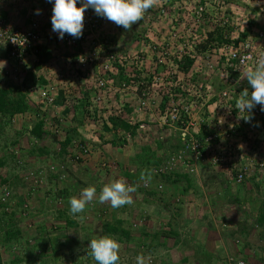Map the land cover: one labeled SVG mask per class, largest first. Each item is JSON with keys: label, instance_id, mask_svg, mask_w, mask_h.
<instances>
[{"label": "crops", "instance_id": "crops-1", "mask_svg": "<svg viewBox=\"0 0 264 264\" xmlns=\"http://www.w3.org/2000/svg\"><path fill=\"white\" fill-rule=\"evenodd\" d=\"M166 1L167 0H154L152 8L160 9L162 4ZM180 1L183 3L189 1V3L194 2L196 4H203L206 0H168V3L170 2L169 4H171V2H175V4H177ZM226 2L227 4L230 3L228 0H226ZM261 2L264 3V0H231V6H233V8L236 7L237 10H233L235 14L240 16L241 19L246 20L247 18L249 22H251L249 23L252 25L251 29L256 31L257 29L264 28L262 18L258 21V18L264 11L260 8ZM37 10H39V12H51V10H53V5L49 3L48 0H0V18L5 19L11 26H28ZM139 23L140 21H138V24ZM112 26L113 24H110L106 31L114 33ZM51 31L52 27L48 28V31L44 33L40 62L34 64L32 60L30 61L27 59L26 63L22 66L23 76L21 78L17 77V82H13L15 85L20 86L22 91H24L25 88L29 90L27 96L25 95L28 104L36 102L37 95L34 93L35 89L45 85L47 82L46 73H42L44 63L53 57L56 49L60 48L57 46L60 45V42L57 45L54 44L53 40H55V36L54 32ZM243 32L245 31L241 29L239 34L241 35ZM0 61L3 62L4 65L9 63L7 62L9 60L6 47L3 45L0 46ZM153 62V60H147L146 64L148 67H151L150 64ZM8 67L14 68L16 65L12 64L11 66L8 65ZM163 68L164 67H160L159 69L161 75L165 76L164 72L166 71ZM117 70L119 71L120 69ZM119 74L120 78H123V80L126 78L125 75L122 76L121 70L119 71ZM112 75L114 76L116 74L114 73ZM234 78L235 79H232L231 81L233 83H238L239 75H235ZM25 82H29V84L25 85ZM77 82L79 84L75 83V86L81 92L83 98H85L84 101L88 102L87 104L83 100L80 102L77 110V114H79V111L82 108H85V111L87 110L89 106V98L93 96L95 91V85L93 80H86L82 76L78 77ZM246 85L247 84L240 87L241 92L247 91ZM2 86L7 85L3 83ZM249 92H251V90ZM108 100L111 101L112 96H109ZM117 100L124 108H128V114H125L120 118L124 120L129 119V113H131L135 104L133 100H136V93L131 91L127 96L119 95V98H114L113 102L118 104ZM215 106V104H212L211 108L213 109ZM65 113L69 115V111ZM131 114L132 116H135L133 111ZM25 115L26 112L20 113L17 116L23 118ZM154 116L155 113L148 112L145 115H139L136 117L135 121L154 123ZM78 118L80 122L77 124V131L82 135L80 138L90 137L91 140L93 136L99 138L101 142L96 143L99 151H95L91 157L85 158L81 162L74 160L72 147L67 148V151L64 150L65 152L63 155H67L68 153L70 156V153H72L71 160L76 162V164H72L74 167L79 165L83 166L81 163L94 167L100 166L103 162L111 163L113 167L116 166L114 170L110 172L108 171V175L110 174L111 176L116 174L117 168L121 166L124 170V179H126V183L133 186L132 184L135 183L132 182V178L136 176H131V172L140 167L133 164L136 161L135 157L138 155V151L136 150L137 145L135 142L131 141L132 139L127 141L123 136L116 133L117 130L121 132H128V130L126 131L124 128H121L122 126L118 127L116 130H113L112 136H108V139L103 140L98 132H88L90 127H92V122L97 124V119L95 120L93 118L88 121L87 117L83 118V116H78ZM242 120L243 122L241 123ZM233 122L239 132V137L236 141L238 144L236 148L238 149V153H245L247 155L245 156L246 158H256V162H264V116L261 119L250 121H245L237 116L233 117ZM25 123V121L19 122V125L16 127L17 130L14 133V135L18 137V143L13 148V153L17 154V160L14 164L15 168L7 166H5L6 168L0 167V173H2V176L12 170L7 173V178H9L8 181H1L0 179V195L5 189L11 192L13 201L12 211H14V215L11 216L10 219L14 218V231H18L17 234L19 236H21V234L24 235L25 233L28 238H32V242L29 240L30 242H25V244L27 247L35 249L36 242H39L38 239L40 236L44 237L46 232L51 231V227L46 228V226H49L51 221L56 220L57 218L55 219V217H64L63 221L62 219H59L56 223L61 224L62 222L61 226L64 225L66 229L70 228L69 226L76 225L78 220L75 216H78L79 214L72 215L70 213L69 199L74 195H76L75 197L79 196L81 189H83L81 186L87 188L95 187L96 185L99 187L102 185L101 182L105 184L106 179L98 178L95 179V185L93 183L86 185L85 183L92 179L89 176L84 178L83 175L85 174V171L84 173L80 171V173L77 174V177L75 176L73 180L69 179L68 181V178L66 179V177L69 176L68 169L70 168V164L68 163L71 162H65V160L69 161L68 156L62 161L61 158L63 157L57 156L59 154H55L57 151L54 146L56 136L49 134L48 130L45 129V125L44 131L47 132L41 138L34 136L32 133L33 128L35 127L34 125L30 124L31 126L29 125V130L24 132L23 129ZM3 131L4 130H2V132ZM81 132L83 134H81ZM136 133L140 132L136 131ZM114 134L118 135V138ZM251 135H257V153L250 151L249 140ZM22 137H24V139ZM66 138L67 137H65V141ZM51 144L55 148L54 152L50 148ZM126 144L132 145L126 146ZM58 151L63 152L60 148H58ZM4 159L3 161L6 160ZM245 163V160L242 162L237 161L236 168L227 165L214 166L202 160L191 162V165L189 166L179 165L178 167L183 171L174 170L177 174L168 178L172 183L168 184L169 186L163 184V189L159 188V186L162 185L164 178H166L167 175H154V177H152L153 168L151 169L150 166V168H144V166H141L143 167V169H140L141 174L144 170L147 173L149 171V175L147 174V176H144V179L140 178L141 182H139L143 192L140 197L144 201L141 200L142 202L139 208L135 206L136 204L132 203L136 210L134 213H131V216L134 215L135 218H140L139 222L141 223L138 225V229L140 228L143 236L147 238L140 242L138 247L140 250L139 256L143 257L144 260H147V263L144 262V264H227V259L229 257L235 258V264H237V261H244V264H260L261 261L257 257V252L264 249V240L261 238V244L256 240L257 232L252 233V239L250 238L252 234L242 235L241 232L245 231L242 222L244 220L243 217L250 216V210L246 211L245 208H242V203H245L246 199L250 198V194L253 193L255 187L257 189V186H260L262 189L261 195H258L257 192L254 194L256 196L255 200L257 201L253 206L257 208L255 213H257L258 216L261 213L260 211L264 210V167L255 165L251 174L246 177L244 183L238 184L235 182L234 174L239 171ZM9 164L10 162L8 161V165ZM11 167L13 166L11 165ZM24 167L29 171L27 172L26 169H21ZM53 167L56 168L53 169ZM191 169H193V171H191ZM78 170L80 169L78 168ZM29 172H33L30 173L33 174V176L29 177ZM57 175L58 177H56ZM142 176L143 175H141V177ZM80 179H83L82 181L84 182ZM130 181L132 183H130ZM63 187L66 189L69 188L71 191L69 193V198H66V201L61 197L56 198L55 196L54 198L50 193L51 190H53L58 195L62 192ZM245 190L248 193H246ZM152 192L156 193L155 196ZM168 193L169 195L167 196ZM97 196L96 192V197L93 199V202L95 203L94 205L97 204L96 200H98L99 197ZM144 197H146V199H143ZM239 197H241L242 201H238ZM176 198L177 200L180 199L183 201L182 206H180L181 203L176 204L177 206H175V204L172 207L170 206L172 211L170 213L169 205ZM67 201L68 204H66ZM93 202H91V205ZM230 204H232L235 209L233 213H230L225 209V207L229 209L231 207ZM1 206V213L8 216L4 212L2 208L3 206ZM95 212L96 213L93 214L92 219L94 222V218L100 214L98 211ZM66 214L68 217H66ZM221 214H223V216ZM162 217H168L170 220H167L166 218L167 222H164ZM112 222L113 220L111 218H107L102 224L108 226V224ZM89 223L90 220H87L86 224ZM227 223H234L235 227L233 229L229 228L228 225H226ZM257 227L264 231V225L258 224ZM76 230H78V226L76 227ZM230 233H232L231 236ZM9 236L7 235V237ZM132 239L133 238L130 237L129 239L128 237L127 240ZM132 241L125 243L126 249L134 250V246L137 248V244ZM250 241L257 245L253 244L251 246L249 244ZM13 243L14 242L11 240L9 244L13 245ZM6 249L8 250V248L3 247V250L6 251ZM3 250H1L0 247L1 264L4 263ZM135 252L130 251V262H132V259L134 258L132 253Z\"/></svg>", "mask_w": 264, "mask_h": 264}, {"label": "built area", "instance_id": "built-area-1", "mask_svg": "<svg viewBox=\"0 0 264 264\" xmlns=\"http://www.w3.org/2000/svg\"><path fill=\"white\" fill-rule=\"evenodd\" d=\"M167 12L168 9L162 10L163 14ZM190 16L195 24L198 23L203 26L209 24L211 31L243 24V28L245 26L248 32V37L244 41L222 43L220 48L214 50L215 53H219L218 59L215 60L214 54H207L205 61H203L206 65L199 62V58L195 55L197 51L194 46V50H192L195 52L194 55L190 54V48L187 47L185 52L194 62L191 68L185 71L176 62L177 59H181V54L174 58L171 48H162L158 52L154 51L153 56H150L149 53L143 54V52L128 53L124 56L117 55L116 47L112 42L114 33L106 31L113 22L98 16L91 8L84 13V28L81 38L75 39L65 34L63 39H59L58 34L54 32L55 40L53 42L55 45L60 42V45H57L60 48L56 49L53 57L43 65L42 73L47 75L46 84L37 87L34 91L38 98V100L36 98L35 104L43 111L51 112L49 117H42L40 120L43 121L45 129L57 135L63 133V125L69 121L70 115L73 116L76 112L74 107L80 105V102L85 99L75 86V83H78V77L82 76L86 80H93L95 85L94 94L89 98V106L86 110L88 121L95 117H93V112L98 110L96 109L98 105H107L110 102L108 99L109 96H112L111 94H114V90H120L125 93L123 95L127 96L132 90L138 95V89H142L138 102L132 109L135 114L131 118L133 124L138 123L135 121L136 117L144 115L146 109H151L152 98L157 99L155 94L160 96L157 100V106L160 105L161 100H167L165 109H156V117L153 122L158 121L163 123L162 126L170 127L169 129L174 131L171 134L176 135L177 138L181 139V142L178 148L172 149L173 152L175 151L174 156L171 157L170 155L167 157V163L163 161L158 166L160 175L173 170L171 168L176 164L189 166L191 162L197 160L235 168L237 161L245 160L244 166L237 171L236 175L234 174L235 182L242 183L251 174L255 165L264 167V162H256V158H246L245 153H238V149H236L238 146L236 141L239 135L232 121L233 117L239 116V113L234 115L233 110L236 109V103L241 92L230 86L228 73V71H230V75L232 72L238 73L239 79L242 80L246 72L256 65L258 59L264 57V28L256 31L251 30L247 21L231 16L226 0H206L203 4L199 3L194 7ZM51 17L52 10L51 12L35 13L30 24L23 27L11 26L5 19L0 18V46L6 47L9 59L16 65L11 72H7L11 78L18 79L17 77L23 76L22 66L27 59L32 60L34 64L40 62L44 33L52 27ZM262 24L264 25V11ZM223 30L224 37L227 39L226 29ZM177 34L174 33V36L177 37ZM183 36L180 35L179 37L182 39ZM236 39L240 38L237 37ZM205 40L206 38L203 41L202 38H198L195 42L204 43ZM183 45L185 47L186 44ZM147 60H153V63H157L159 66L157 68L148 67ZM215 61H219L223 67L227 68L226 72H221V80L225 88L220 91H216L217 86L212 81L200 80L202 73L214 71V66L219 64ZM117 64L127 72L125 75L129 79V84L127 81L116 84L112 74L116 72ZM160 66L164 67L163 69L166 71L163 77L160 73ZM155 68L156 70H154ZM134 69L145 70L149 76L153 77L150 87H147L148 84H145L143 80H138L139 77ZM180 75H183L185 79L183 80ZM215 97L218 98V109L227 112L228 116L222 113L219 118H215L214 114L211 115L210 102ZM67 110L69 115L65 113ZM240 114L244 115L245 113ZM251 114L255 118H261L263 111L257 105ZM96 121H98L97 124L90 122L98 132L100 131L98 125L102 124V120L99 122L97 119ZM139 123L137 132L144 131L147 124L142 121ZM228 124L229 129L225 130L224 128ZM206 127L212 128L213 133L210 132L205 137H200ZM117 133L127 141L132 139L131 132L117 130ZM227 140L230 142H226ZM257 140V135L250 136L251 152L257 153ZM100 142L96 136H93L92 140L90 137H82V139L74 141V160L81 162L85 158L91 157L95 151H99L96 143ZM159 188L162 186L160 185ZM0 203L7 205V210L13 207L12 195L9 190H3L0 195ZM234 262V257L228 258L229 264ZM237 264H244V261H237Z\"/></svg>", "mask_w": 264, "mask_h": 264}, {"label": "rangeland", "instance_id": "rangeland-1", "mask_svg": "<svg viewBox=\"0 0 264 264\" xmlns=\"http://www.w3.org/2000/svg\"><path fill=\"white\" fill-rule=\"evenodd\" d=\"M229 1H230V3H228V11L230 12V15L233 16L234 18H238V17L240 18V16L236 15L235 12L233 11L234 9L237 10L236 7L233 8V6H231V0H229ZM187 2L189 3V1H187ZM157 13L158 12H156V13L154 12L152 14L151 12H146L143 20H141L139 24H138V22L133 24L131 30H125V29L117 26L116 24L112 23L113 24L112 29L114 30V33H115L113 35L114 37L112 39V42L116 47L115 52L117 55L124 56L125 54H128V53H141V52L147 54L149 52L150 56H153L152 54H155L154 51H156V52H158L159 50L161 51L162 48H165V49L171 48L172 52H176V51L181 52V49L185 50V49H187V47H188V49L190 48L189 49L191 51L190 54L194 55L195 52L192 50H194L193 46L197 43L195 41H197L198 38H202V41L206 38V40L204 41V46L201 49L196 50L197 51V54H195L196 57L199 58L198 60L200 63H203L205 65H206V63L203 61H205L207 54L208 55L214 54L213 57L215 58V60L218 59L219 53H217V52L215 53L214 50L220 48L222 43L218 39L219 37L217 35V30L211 31L209 24H204L205 26L200 25L198 23L195 24V23H193V20H191L190 18L189 19L186 18L184 20H181L183 23L181 21L178 22L177 21L178 16H176L175 13H174V16H176V17H172L170 15V17H168V18H166L165 15L160 17V15ZM174 18H176L175 21L173 20ZM260 18H262V14L258 18V21ZM176 23H178L177 24L178 27L176 26ZM179 28H180V30L177 32V30ZM240 28L241 27L237 28V26L233 25V26H230L228 28L225 27L223 29H226L225 30L226 33L231 35L234 39H236L237 37H239L238 34L240 32ZM223 31L224 30H222V32ZM193 32H195V34ZM174 33H178L177 34L178 36L175 37ZM191 34L196 35L195 36L196 40L191 39ZM180 35H184L182 39L179 37ZM223 38H225L224 34H223ZM183 44H186L185 47H183L184 46ZM181 58H182V52H181ZM200 58H202V59H200ZM7 62H9V63L4 65V63L0 61V67L3 66L2 68H0V87L2 86L3 83H5L6 85H15L13 82H17L16 78H11L7 74V72H11L13 70L12 67H8V65L11 66L13 63H11L10 60ZM215 62L217 63L219 61H215ZM118 66H119V64H117V66H116V72H115L116 75H114V76L112 75L114 77V79L116 80V84H120L123 82V78H120V74H119L120 70L119 71L117 70V69H119ZM150 66L157 68L159 66V64L152 63V64H150ZM156 68L154 70H156ZM5 71H6V73H5ZM226 71H227V68L223 67L222 64L219 62V64H216L214 66L213 72L209 71L208 73H202L200 80L203 79V80H207L209 82L212 81L213 84H215L217 86L216 91H220L223 88H225V85L222 84L221 72L224 73ZM228 73H229L230 86H233V84L231 83L233 76H231V75L234 74V72H232L231 75H230V71H228ZM137 76L139 77L138 80L145 81V84H149V83L153 82L151 80L153 77L146 75V73H144V72L138 73V71H137ZM180 77L183 78V80L185 79V77H183V75H180ZM245 82H247V79L243 77V80L241 82V84H242L241 87L243 85L247 84L246 85L247 90L248 91L252 90L250 85L248 84V82L247 83H245ZM27 84H29V82H27L25 85H27ZM233 88H235V87H233ZM25 89H24V94L27 96V93L29 92V90H27V89L25 90ZM113 92H114V94H111L112 100L110 102H112L113 105L116 104L117 106L122 108L123 106L120 105V102L118 100H117L118 104L114 103L113 100H114V98L118 99L119 95L123 96V94H125V93L120 91V90H114ZM155 95H156V98L158 100V97H160V96H158L157 94H155ZM157 100L152 98L153 103H152L151 109H146L145 114H147L148 112L156 113L154 111L155 109L159 108L162 110L163 108L167 107V105L164 102L161 103L162 105L157 106ZM133 101L135 104H137L138 97L136 96V100H133ZM29 105H30L31 109L26 112V115L23 118L20 116H17V114H15L12 117L11 116L5 117L3 115H0V161L3 163V165L0 167L4 168L5 166H7L10 168H15L14 164H15V161L17 160V154L13 153V148L18 143V140H17L18 137L14 135V133L17 130L16 127L19 125L18 123L24 122V121L26 122L24 129H23L25 132L26 130L27 131L29 130L31 125L35 126L37 124V122L41 120L42 117H49L50 116L51 112L43 111L35 103L32 102V104H29ZM105 105L106 104L98 105L96 109H98L101 112L102 110H104ZM96 112H97L96 110H95V112H93L94 116H95ZM52 114H53V112H52ZM75 114L76 115H73V116L70 115L71 117L69 118V121L63 125V133L61 135L53 134L49 130H48V133L56 136V138H55L56 140L54 141V143H55L54 146L56 147L57 151L55 152V154H59L57 156H62L63 157V158H61L62 161H64V158H66L68 156L69 161L65 160V162L66 163L71 162V163H68V164H70V168L68 169V175L69 176L66 175L67 176L66 179L68 178V181H69V179L73 180L75 176L77 177L78 176L77 174H79L80 171H82V173H84V171H85V174L83 175L84 178H87L89 176L92 179V180H89L87 183H85L86 185L92 184V183L95 185L96 184L95 179H98V178L106 179L105 184L101 182L102 185H100L99 187H97L95 185V188L97 190V195L99 196L100 191L103 188V186L109 184L106 182H112V181H115L118 179L126 182V179H124V170L122 169L121 166H119L117 168L116 174H114L112 176L110 174L108 175V171L110 172V171L114 170V168L116 167V166L113 167L111 165V163H108V162L107 163L103 162L102 164H100V166H96V167L88 165V164L85 165L84 163H81L83 166L79 165L77 167H74L72 164L73 163L76 164V162H73L71 160L72 153H70V156L68 155V153H67V155H63V153L65 152L64 150L67 151V148L72 147V150L74 149V145H72V146L71 145H67V146L64 145L65 137L70 136V135H74V139L76 141L81 139V138H79L81 136L79 134V132H78L79 136H77L76 130L78 127L77 124H79V122H80L78 116H83V118H86L85 108H82L79 111V114H77V111L75 112ZM17 117L20 120H18ZM154 117H156V114ZM100 120L101 119H99V122H100ZM137 122H139V121H137ZM142 122H145V121H142ZM145 123L147 124L146 129H144V131H141L140 133H135V135L132 137V140H131V141L135 142V144L137 145L136 150L138 151V155L135 157L136 161L133 164L140 166V167L144 166V168H148L149 166L151 167V169L153 168L152 169L153 170L152 177H154V175L163 176V175H160L161 174L160 168H158V166L163 161L167 163L168 162L167 157H169L170 155H171V157L174 156L175 151L172 152L171 147H169V146L173 145V146L177 147V145H179L178 144L179 139L176 137V135L171 134L174 131H171L169 129L170 127L167 128L165 126H162L163 123H161V122L155 121L154 123H152V122H150V123L145 122ZM101 125H98L99 129L102 127ZM152 126H154V127H152ZM25 127H26V129H25ZM2 130H4V131L2 132ZM74 131H76V133H74ZM90 131L95 133V132H97V129L92 126V127H90V130L88 132H90ZM45 132H47V131H45ZM82 132H81V134L84 133V132L83 133ZM115 136L118 138V135H115ZM22 138L24 139V137H22ZM160 141L161 142L163 141V145L161 148H160ZM132 144H126V146L132 145ZM32 146L34 147L33 144H32ZM50 148L54 152L55 148L53 147L52 144H51ZM58 148H60V150H63V152L58 151ZM73 152H74V150H73ZM102 155H103V153H102ZM163 157H166V158H163ZM3 159L5 161H3ZM8 161L10 162L9 165H8ZM11 165L13 167H11ZM179 165L181 166V164H176L173 168H171L173 170H169V171L166 170L167 173L164 175H168L174 170L183 171L182 169H180V167H178ZM140 167L136 168V170H133L131 172V176H133V177H134V175L136 176V177L132 178V182L135 183L132 185L136 188V191L134 193H132L131 196L133 199V203L136 204L135 206L137 208H139L141 205V202L144 201L140 197L141 193H143L142 188L140 187V183H139V182H141V180H140L141 175H143V177H144V176H147V174L149 173V171L147 173L144 170V172L141 174L140 169H143V167H141V168ZM55 168L56 167H53V169H55ZM78 168L80 170H78ZM17 169H19V168H17ZM21 169L27 170L26 167L21 168ZM109 169H111V170H109ZM11 171L12 170L8 171L7 173H9ZM28 171L29 170H27V172ZM7 173L4 174L3 176H2V173H0L1 181H8L9 180V178H7ZM30 173H33V172H29V174H28L29 177H31ZM14 174H16V173H14ZM26 175H27V173H26ZM53 176H55V175H53ZM56 177H58V175ZM109 177H111V178H109ZM162 178H164V177H162ZM145 179H147V178H145ZM80 180L82 181L83 179H80ZM82 182H84V181H82ZM132 182L130 181V183H132ZM170 183H172L170 179H168L167 177L164 178V182L161 185L162 189L164 188L165 184L168 185ZM81 188L85 189L86 187L81 186ZM83 189H81V191ZM261 191H262V189L260 188V186H257V189L255 187L253 193L252 194L249 193L250 198L246 199L245 203H242V208H245L246 211L250 210L249 211L250 216L243 217L244 220L242 222H243L245 231L241 232L242 235H245V234L249 235V234L257 232L256 233L257 234L256 240H258V242L260 244H261V238L264 240V231H262L261 228L257 227V225H258V223H257L258 214L255 213L257 208H255L253 205L257 201V200H255L256 196L254 194L257 192L258 195L259 194L261 195ZM70 192L71 191L69 190V188L66 189L63 187L62 192L58 195L53 190H51L50 193L52 194V196L54 198H55V196H56V198L61 197V198H64V201H66V198H69ZM245 192L248 193L246 190H245ZM169 193L167 194V196L169 195ZM75 196L76 195H74L73 197H75ZM143 199H146V197H144ZM174 201H175V203H174ZM174 201H172L170 203L169 209H170V206L172 207V206H174V204H175V206H177L176 204L181 203L180 206H182L183 201H181L180 199L177 200V198H176ZM238 201H242L241 197H239ZM96 203H97L96 205H94L95 204L94 202L92 205H91V202L88 203L85 207L84 212L80 213L78 216H75L78 220L76 225L69 226L70 228H68V229H66V227L64 225L61 226L62 222H61V224L56 223L57 220L59 221V219H62V221H63L64 217H60V216L55 217V219L57 218L56 220H54L55 222L51 221L50 225L46 226V228L51 227V231L46 232V235L44 237L40 236V238L38 239L39 242L38 243L36 242V248L35 249L32 247H27L25 244V242H30V241L32 242V240H33L32 238H28V236L25 235V233H24V235L21 234V236H19L17 234L18 231H14V228H15L14 218L10 219V217L14 215V211H12L13 207L11 209L9 208V210H7V205L1 203L0 206L1 205L3 206V207L2 206L1 207L3 208L4 212L8 215V216H6L5 214L1 213V210H0V247H1V250H3V247L8 248V250L6 249V251L5 250L2 251L4 254V263L3 264H96L94 259L90 256V249H89L88 244L90 243L91 239H94V238H97V237L103 236V235L112 236L119 242L120 249H119V253H118L119 254L118 264H137V257L140 255V250L138 249V247L140 245V242L144 241L147 238L143 236L142 230L140 228L138 229V225L141 223V222H139L140 218H135L134 215L131 216L132 215L131 213H134L136 208L131 204V205H124L118 209H113L110 205V202H105L102 204L99 202V199L96 200ZM66 204H68V201L66 202ZM230 205H231V207L229 209H227L226 207H225V209H226V211L233 213V211L235 209L233 208L232 204H230ZM55 207H57V206H55ZM69 207H70V205H69ZM93 209L100 213L96 218H94L95 222H97V223H95L92 220L93 214L96 213ZM171 212L172 211L170 209V213ZM104 215H106V216H104ZM221 215L223 216V214H221ZM66 217H68L67 214H66ZM107 218H111L113 220V223H115L117 226L122 225L126 229V231L131 232L129 239L131 237V238H133L132 239L133 241L127 240L128 238H126V236H122L121 234L110 233L108 231V229H109L108 226L102 224V222L104 220H106ZM166 218H167V220H170L168 217H166ZM166 218L162 217V220L164 222H167ZM132 219H134L135 222ZM87 220H90L89 224H86ZM212 224H213V222H212ZM102 225H104V226H102ZM217 225H219V224H217ZM226 225H228V227L232 228V229L235 227L234 223L233 224L227 223ZM77 226H78V230H76ZM234 230H236V229H234ZM20 233H22V232H20ZM232 233H230V236L232 235ZM6 234L8 236L9 235L10 236L7 237ZM65 237H67V238H65ZM252 237H253V234L250 236V238L252 239ZM62 239H64V240H62ZM11 240L14 242L13 245L9 244ZM130 241L136 243L137 248H135V246H134V248H133L134 250L126 249L125 243L130 242ZM249 244L252 246L253 244H256V243H252L250 241ZM135 250H136V252H135ZM130 251L135 252V253H132L134 256V258L132 259V262H130V257H131ZM257 257L261 261V263L260 262L259 263L264 264L263 263L264 262V249H261L257 252ZM144 262L147 263V260L145 259ZM235 263L236 262H234L233 264H235ZM227 264H228V261H227Z\"/></svg>", "mask_w": 264, "mask_h": 264}, {"label": "clouds", "instance_id": "clouds-1", "mask_svg": "<svg viewBox=\"0 0 264 264\" xmlns=\"http://www.w3.org/2000/svg\"><path fill=\"white\" fill-rule=\"evenodd\" d=\"M48 2L53 5L52 17H51L52 31L58 34L59 39H63L65 34L75 39H79L82 37L83 28H84V13L89 8H91L98 16L113 22L114 24L125 30H131L133 24L143 20L146 12H151L152 14L154 13L152 12V8H151L153 6L154 0H48ZM169 3L167 0L162 4L160 9L157 8H153V9L156 10V12H158L157 14H159L160 17L163 15H165L166 18L170 17V15L172 17L178 16L179 17V18L177 17L178 22L186 18L191 19L190 13L194 10V7L197 4H199V3L196 4L194 2L183 3L181 1L177 4H175V2H171V4ZM262 7H264V3L261 2L260 8L262 9ZM163 9L166 10L168 9V12L163 14L162 13ZM174 13L176 14V16H174ZM36 14H39V10H37ZM173 20L175 21L176 18H174ZM241 20L247 21L248 24L247 18L246 20L245 19H241ZM238 27H241L240 32L241 29L246 31V27L244 26L243 28V24L242 25L240 24V26H237V28ZM179 30L180 28L177 30V32ZM8 60H10L9 57ZM144 71L145 70H140V72H144ZM145 73L146 75H148L147 71H145ZM235 75H239V74L234 73L232 75L233 76L232 79H235L234 78ZM244 78L247 79V82L252 90L251 92H249L248 90L244 91L243 93L241 92L240 87L243 79L240 80L238 78V83L231 82L233 84V87H235L237 90L241 92L240 93L241 96L237 100L235 107L236 109L233 110V113L234 112L239 113V117L244 119L245 121L261 119L264 116V57L258 59L256 65L253 68H250L246 72ZM151 83H149L147 87H150ZM217 99L218 98L215 97L210 102V105L217 104L215 106L216 108L215 107L213 109L211 108L212 111L211 115L214 114L215 118H219L222 113L228 116L227 112H222L223 110L221 111L218 109L219 102ZM163 102L164 103L166 102L167 104L166 99L161 100V103ZM257 105H259L261 107V111H263V115L261 116V118H255L253 114H251L252 110ZM77 110H78V106H77ZM154 111L156 112V109ZM240 113H245V114L242 115ZM242 122L243 120L241 121V123ZM224 129L228 130L229 124L226 125ZM206 130L208 131V134L210 132L213 133L212 128L206 127ZM236 132H238L237 128H236ZM237 134L239 135V132ZM226 142H230V140H227ZM179 145H177V147L172 145L171 151L173 148L174 149L178 148ZM141 179H144V177L142 176ZM135 191L136 188L134 186L128 185L125 181L115 180L103 186V188L100 191L98 199L100 203L103 204L105 202H110V205L113 209H118L124 205H131L133 203L131 194L134 193ZM96 192L97 190L95 187H87L79 193L78 197L70 198L69 200L70 213L72 215L83 213L86 205L92 202L93 199L96 197ZM88 246L90 249V256L94 259L96 264H118L119 261L118 253L120 249V244L114 237L109 235L99 236L97 238L91 239ZM137 264H144L143 257L141 256L137 257Z\"/></svg>", "mask_w": 264, "mask_h": 264}, {"label": "trees", "instance_id": "trees-1", "mask_svg": "<svg viewBox=\"0 0 264 264\" xmlns=\"http://www.w3.org/2000/svg\"><path fill=\"white\" fill-rule=\"evenodd\" d=\"M152 12L156 13V10H154L152 8ZM249 23H251V22H249V20H248V24ZM251 26L252 25L249 24L250 28H251ZM222 30L223 29H217V35L219 37L218 39L221 41V43L231 42V41H235V42L244 41L248 37V32L245 31V32L241 33V35L239 36L240 39H234L231 35L226 33L227 34L226 35L227 39H226V38H223ZM193 33L195 34V32H193ZM194 34H191V39L192 40L193 39L196 40V37H195L196 35H194ZM203 46H204V43H196L194 45L195 50H199ZM185 51H187V49H185V50L181 49L182 58L181 59H177L176 62L185 71H187L192 66L194 61H193V59L191 57H189L186 54ZM181 52H178V51L173 52L172 56L175 58V56L181 54ZM118 67L121 70L122 76L127 74V72L124 71L125 69L122 66L119 65ZM134 71H135V73L137 71H138V73L140 72V70H138V69H134ZM123 81H127L128 84H129V79L128 78L124 79ZM141 90L142 89H140V88L138 89V95H136L138 98H139V95L141 94ZM132 92L136 93L134 90H132ZM165 104H166V102H165ZM120 108L121 107L113 105L112 102H108L107 105L105 106L104 110H102L101 112L99 110H96L97 112L95 114V117L93 115L94 119H98V120L101 119L102 120V122H101L102 123V125H101L102 127L100 128L101 132H98V134L101 136V138L103 140L108 139V136H112L113 130H116V128L121 127V126H122L121 128H124L126 131L128 130V132H132V137L135 135V133L137 131V128L139 127L140 123L139 122L136 123V124L132 123V121H131V117H132L131 113H132V111H131V113H129L130 114L129 115V119H127V120L126 119L125 120L121 119L123 115L128 114V111H127L128 108L126 109V108L122 107L121 110H119ZM30 109H31V107L27 103L24 91L21 90L20 86H18V85H7V86H1L0 87V115H3L5 117L6 116H11L12 117L15 114L25 113V112L29 111ZM163 109H165V108H163ZM74 111H77V107H74ZM108 123L112 124V126H109ZM76 131H74V133H76ZM32 133L36 137H39V138L43 137V135L46 133L44 131L43 121H38L37 122V124L33 128V132ZM207 134H208V131L206 129H204L202 131V134H201L200 137H205ZM114 135H116V134H114ZM77 136H79L78 131H77ZM74 141H76L74 139V135L67 136L64 145L65 146H67V145H71L72 146V145H74ZM180 142H181V139L179 140V143ZM162 145H163V141L162 142L160 141V148L162 147ZM169 147H172V145H170ZM2 164L3 163L0 161V166ZM174 174H177V172L172 171L170 174L167 175V178L173 177ZM235 175H236V173H235ZM163 176H164V174H163ZM242 183H244V182H242ZM242 183H238V184H242ZM152 194H154V196H155L156 193L152 192ZM260 212L261 213L258 216L259 218H258L257 221H258V224L264 225V210H261ZM108 228H109L108 231L110 233L121 234L122 236H126V238H128L130 236V232L126 231V229L122 225H118L117 226L115 223L112 222V223L108 224ZM0 264H1V256H0Z\"/></svg>", "mask_w": 264, "mask_h": 264}]
</instances>
